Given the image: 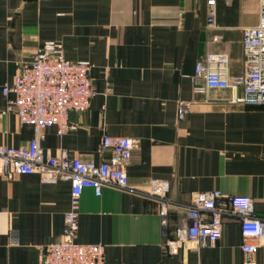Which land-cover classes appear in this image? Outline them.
<instances>
[{
    "label": "crops",
    "instance_id": "1",
    "mask_svg": "<svg viewBox=\"0 0 264 264\" xmlns=\"http://www.w3.org/2000/svg\"><path fill=\"white\" fill-rule=\"evenodd\" d=\"M258 15L259 0H217L213 14L206 0H0V145L24 147L32 138L30 126L2 113V88L49 41L67 60L91 66L95 95L87 112L69 113L73 130L46 129L41 147L99 164L111 156L100 151L103 136L135 141L129 188L105 186L99 196L86 188L80 196L76 241L103 245L104 264H242L235 218L225 219L212 246L170 254L165 242L193 193L248 196L264 219V104H233L229 89L193 79L211 53L228 57L229 78L242 76V31ZM179 102L191 105L181 120ZM149 180L169 186L166 225L159 202L145 195ZM69 202L67 181L0 176V264H40V248L62 234ZM255 264H264V245Z\"/></svg>",
    "mask_w": 264,
    "mask_h": 264
},
{
    "label": "built area",
    "instance_id": "2",
    "mask_svg": "<svg viewBox=\"0 0 264 264\" xmlns=\"http://www.w3.org/2000/svg\"><path fill=\"white\" fill-rule=\"evenodd\" d=\"M217 0H206L211 14ZM245 73L227 76L228 57L211 53L195 65L194 78L210 89H229L233 104H264V0H259L258 23L242 31ZM91 66L82 61H69L60 44L43 43L34 55L20 64L10 85L2 88V113L14 114L19 123L32 128V138L24 147L0 145V176L10 180L14 175L37 174L43 183L67 181L70 184L69 209L63 216L61 236L40 248V264H104V246L83 244L78 235V209L84 189H92L96 196L103 187L120 190L129 188L126 167L135 141L123 136H103L100 151L109 150L107 161L96 164L84 161L76 152L59 150L55 155L41 147L44 132L54 127L58 136L73 130L69 113H85L95 95L89 78ZM241 88L243 94L236 96ZM190 104L179 102L177 119L190 111ZM167 183L149 180L145 195L160 205L162 224L167 223L170 202L166 196ZM227 218H235L240 225L242 264H255L257 249L264 245V219L254 216L252 199L243 195L224 194L218 190L191 195L185 220L174 231V238L165 242L170 254L180 247L199 250L212 246L221 236Z\"/></svg>",
    "mask_w": 264,
    "mask_h": 264
}]
</instances>
